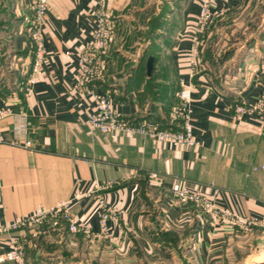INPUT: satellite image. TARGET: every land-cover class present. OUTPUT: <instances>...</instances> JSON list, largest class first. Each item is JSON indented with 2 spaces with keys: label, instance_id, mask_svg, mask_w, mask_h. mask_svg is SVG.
<instances>
[{
  "label": "crops",
  "instance_id": "crops-1",
  "mask_svg": "<svg viewBox=\"0 0 264 264\" xmlns=\"http://www.w3.org/2000/svg\"><path fill=\"white\" fill-rule=\"evenodd\" d=\"M30 1L0 0V106L23 108L34 126L27 135L32 148L0 143V225L35 207L70 200L78 226L72 231L65 220L50 219L3 233L0 251L18 235L31 264H165L176 260L174 252L177 264H264V169L251 171L264 163V135L247 114L234 118L237 101L250 103L264 93V55L245 54L220 82L200 58L191 74L192 43L180 33L195 22L202 0H105L113 36L106 70L93 89L110 92L121 117L168 126L180 82L192 84L193 133L200 146L101 132L88 124L91 98L73 86L97 0H50L43 25L46 53L26 91L34 58L26 24ZM244 1L215 0L211 12L219 19ZM0 127L5 138L12 136L9 119ZM180 180L263 225L242 229L212 219L196 203L172 195ZM97 196L117 212L106 233L95 214ZM169 231L184 236L187 247L165 246L158 235Z\"/></svg>",
  "mask_w": 264,
  "mask_h": 264
},
{
  "label": "built area",
  "instance_id": "built-area-1",
  "mask_svg": "<svg viewBox=\"0 0 264 264\" xmlns=\"http://www.w3.org/2000/svg\"><path fill=\"white\" fill-rule=\"evenodd\" d=\"M215 0H202L200 12L193 24H189L181 30L180 36H190L191 47L188 51V62L191 74L195 71L198 61L196 45L197 37L202 33L206 24L213 16L211 7ZM50 0H31V14L26 18L28 32L30 34L34 58L27 78L26 91L30 90L40 71L41 63L45 56L43 25ZM113 36V24L110 13L106 8L105 0H97L94 11L93 29L91 39L85 42L79 49L77 71L75 74L74 89L87 94L92 100V108L88 114L90 128L101 132H121L128 135H143L161 142H172L182 147L197 148L200 142L193 133L192 123V84L180 82L177 92V102L169 112L170 125L163 126L158 121L141 118L133 120L121 117L112 106L110 92H98L93 89L92 83L100 80L107 66V51ZM247 114L254 122L259 135H264V93L254 101L244 103L237 101L234 105V118H240ZM9 119L12 127V136L5 138L0 127V143L6 142L13 146L32 148L33 142L27 135L34 132L28 114L23 108H15L13 104L6 103L0 106V122ZM264 169V163L253 165L251 171ZM133 174L134 170H130ZM108 184V183H107ZM107 184H104L107 185ZM95 185L96 189L101 188ZM81 194L80 190L74 194V198ZM89 194V193H88ZM172 195L181 201H192L212 219L226 221L239 225L242 229L263 223L249 216H239L233 210L223 207L212 198L205 195L202 190L188 185L180 180L173 188ZM95 214L98 218L100 231L106 233L109 230V222L117 216L116 209L108 207L102 197L97 196ZM62 219L68 222L72 231L77 229L78 221L70 212V200L60 202L52 207H35L26 215L16 217L11 222L0 225V234L10 233L28 226L41 224L45 220ZM12 260L17 264H31L27 262L24 251V242L18 235H11L6 246L0 251V262Z\"/></svg>",
  "mask_w": 264,
  "mask_h": 264
},
{
  "label": "rangeland",
  "instance_id": "rangeland-1",
  "mask_svg": "<svg viewBox=\"0 0 264 264\" xmlns=\"http://www.w3.org/2000/svg\"><path fill=\"white\" fill-rule=\"evenodd\" d=\"M237 8L239 9L219 19L213 15L197 37V56L215 82H220L228 70L231 73L236 71L245 54H249L250 58L259 53L264 55V0H245ZM158 237L164 241L165 246L180 245L177 251L183 250L189 243L185 241L184 236H179L173 231L163 232ZM79 240L80 243L83 242L82 238ZM174 255L176 260H169L165 264H177L180 259L176 252ZM86 256L87 254L81 255L82 260ZM90 256L91 261H97L96 254ZM74 258L77 259L78 255Z\"/></svg>",
  "mask_w": 264,
  "mask_h": 264
},
{
  "label": "water",
  "instance_id": "water-1",
  "mask_svg": "<svg viewBox=\"0 0 264 264\" xmlns=\"http://www.w3.org/2000/svg\"><path fill=\"white\" fill-rule=\"evenodd\" d=\"M152 61H153V57L150 56L147 60V67H148V70L151 69V66H152Z\"/></svg>",
  "mask_w": 264,
  "mask_h": 264
},
{
  "label": "trees",
  "instance_id": "trees-1",
  "mask_svg": "<svg viewBox=\"0 0 264 264\" xmlns=\"http://www.w3.org/2000/svg\"><path fill=\"white\" fill-rule=\"evenodd\" d=\"M176 234V233H175Z\"/></svg>",
  "mask_w": 264,
  "mask_h": 264
}]
</instances>
